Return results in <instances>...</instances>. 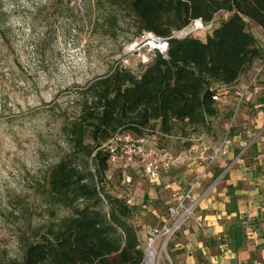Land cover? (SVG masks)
I'll use <instances>...</instances> for the list:
<instances>
[{
	"label": "trees",
	"instance_id": "obj_1",
	"mask_svg": "<svg viewBox=\"0 0 264 264\" xmlns=\"http://www.w3.org/2000/svg\"><path fill=\"white\" fill-rule=\"evenodd\" d=\"M136 36L169 38L168 57L156 54L139 69L114 67L90 83L80 114L63 128L69 152L46 179V197L70 216L25 244L17 264H145L139 207L109 193L105 177L116 134L173 136L179 127L208 129L220 116L219 85L232 88L264 57L250 31H264V0H128ZM229 14L205 39L171 38L195 20ZM189 138V135H187ZM92 165L93 168H90Z\"/></svg>",
	"mask_w": 264,
	"mask_h": 264
},
{
	"label": "rangeland",
	"instance_id": "obj_2",
	"mask_svg": "<svg viewBox=\"0 0 264 264\" xmlns=\"http://www.w3.org/2000/svg\"><path fill=\"white\" fill-rule=\"evenodd\" d=\"M127 1L0 0V264L19 263L26 243L39 240L70 216L45 194L50 169L70 150L63 127L80 114L91 82L116 66L139 69L147 55ZM220 21L217 17L216 23ZM249 29L264 50L259 28ZM225 98L222 95L217 105ZM239 115L234 116L232 108L211 119L208 129L179 127L173 138L154 142L147 136L148 143L180 154L199 137H204L199 144L219 143L231 126L243 139L261 131L263 137L264 122L258 129ZM187 135L192 142L177 139ZM104 185L109 193L125 196L130 205L138 203L133 222L140 232L162 226L171 192L148 182L137 163H110ZM150 189H161L163 205L156 206L150 198L143 201ZM153 205L159 217L150 210ZM171 243L167 250L175 264ZM141 244L146 245L142 238Z\"/></svg>",
	"mask_w": 264,
	"mask_h": 264
},
{
	"label": "crops",
	"instance_id": "obj_3",
	"mask_svg": "<svg viewBox=\"0 0 264 264\" xmlns=\"http://www.w3.org/2000/svg\"><path fill=\"white\" fill-rule=\"evenodd\" d=\"M228 16L226 13L217 15L221 20ZM260 31L263 39L264 31ZM252 71L253 68L243 75L226 95V100L218 105L221 116L233 108L235 89L247 82ZM260 88L263 93L258 97L250 95L239 115L258 129L264 122V100L259 101L264 97V74L260 78ZM232 136L236 141L243 139L241 133L234 132ZM213 145L216 144L208 147ZM238 152L234 147L206 171L198 164H189L165 173L155 184H162L165 191L170 184L167 203L158 195L161 189L143 193V201L150 198L151 203L161 206L164 200L169 209L174 204L173 192L184 193L189 184L198 181L193 197L199 201L196 218L201 225L191 221L172 239L170 251L175 264H264V135L247 161L245 158L228 170ZM155 205L150 206V210L159 217ZM166 218H161L162 225ZM149 229L140 232V240L146 242Z\"/></svg>",
	"mask_w": 264,
	"mask_h": 264
},
{
	"label": "built area",
	"instance_id": "obj_4",
	"mask_svg": "<svg viewBox=\"0 0 264 264\" xmlns=\"http://www.w3.org/2000/svg\"><path fill=\"white\" fill-rule=\"evenodd\" d=\"M216 25V19L209 23L198 19L182 31L174 32L171 38L185 39L188 37H199L205 39L214 30ZM139 42L140 44L143 43V48L147 49V55L143 57L142 65L153 61L157 53L164 58L168 57L169 38L159 37L151 32H143L139 37ZM140 44L137 43L136 48ZM263 74L264 57L255 64L247 82L235 89L233 95L234 116L241 113L250 95L258 97L263 93L260 88V78ZM231 89L233 88L215 86L214 90L216 93L213 96V100L217 103L220 101V97L228 95ZM232 129L233 126L226 131L222 140L216 145L211 147L203 146L198 143L203 139L199 137L194 140V144L180 154H176L165 147L150 145L148 143L147 136L154 142L160 138H173V136L159 131L140 138L130 133H118L104 147L110 153V163H115L116 161L129 164L137 163L142 170L144 178L150 183H157L163 178L165 173L175 171L189 164H198L206 171L212 167L219 157L228 155L234 147L239 152L228 170L236 163L244 161L251 148L260 142L262 131L258 135H252L247 139L236 141L232 136ZM177 139L183 142H192L187 137L179 136ZM127 182L130 184L131 179L127 178ZM197 183L189 184L188 189L184 193L173 192L172 198L174 199V204L168 209L165 223L160 227L151 228L147 232V240L144 247L145 264H173L167 250L169 241L191 221H196L201 225L196 218L199 201L193 197V190L196 188ZM165 188L166 190H170V184L166 185ZM128 204L130 205L131 201H128Z\"/></svg>",
	"mask_w": 264,
	"mask_h": 264
}]
</instances>
